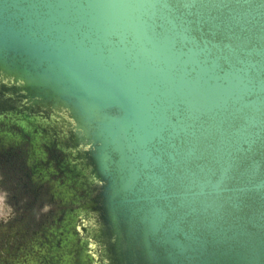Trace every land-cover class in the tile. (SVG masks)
Returning <instances> with one entry per match:
<instances>
[{
	"label": "water",
	"instance_id": "water-1",
	"mask_svg": "<svg viewBox=\"0 0 264 264\" xmlns=\"http://www.w3.org/2000/svg\"><path fill=\"white\" fill-rule=\"evenodd\" d=\"M0 92L103 164L144 262L264 264V0H0Z\"/></svg>",
	"mask_w": 264,
	"mask_h": 264
},
{
	"label": "flooded vegetation",
	"instance_id": "flooded-vegetation-1",
	"mask_svg": "<svg viewBox=\"0 0 264 264\" xmlns=\"http://www.w3.org/2000/svg\"><path fill=\"white\" fill-rule=\"evenodd\" d=\"M6 105L10 106L7 103L0 106L3 115ZM23 110L25 114L32 113L36 116L32 119L34 121L27 122L26 127L6 116L0 119V157L7 156L4 161L9 162L12 155L18 163V169L22 170V189L32 195V201L39 205L42 202L39 194L45 192L48 197L46 200L57 202L54 204L57 212L53 219L55 222L64 220L63 223H67L55 232L62 236L58 238L59 241L64 240L65 236H70L75 242L79 241L83 252L92 261L87 260V264H149L148 261H143L145 258L154 261L156 253L153 251L152 241L148 238V245L143 246L135 233V226L126 232V225L122 224L114 199L107 205V196L102 194L105 182L98 178L93 181L89 179L91 173L86 168L87 159L77 155V159L81 160L75 162L76 158L69 157L67 148L70 138L65 130L54 120L49 121L38 106ZM38 118H44L47 124L43 126ZM9 135L16 139L11 141ZM58 188H64L69 193L66 199L61 197V202L52 200L59 193ZM63 209L71 211L70 218L64 219ZM114 236L116 240H121V247L110 244L109 238ZM125 255H129V262H125ZM56 264L72 263L59 259Z\"/></svg>",
	"mask_w": 264,
	"mask_h": 264
},
{
	"label": "rangeland",
	"instance_id": "rangeland-1",
	"mask_svg": "<svg viewBox=\"0 0 264 264\" xmlns=\"http://www.w3.org/2000/svg\"><path fill=\"white\" fill-rule=\"evenodd\" d=\"M9 137L11 141L16 139ZM4 160H7V156L0 157V264H56L59 259L72 264H87V260L92 262L83 252L79 241L75 242L70 236L59 241L58 238L62 236L55 232L67 223L53 219L57 212L54 204L57 202L46 200L45 192L39 194L42 198L39 205L32 201V195L22 189V170L18 169V163L12 155L9 162ZM102 168L103 164L99 161L94 172L98 179L102 176ZM58 190L59 193L52 200L61 202V197L66 199L69 193L64 188ZM70 214L71 211L65 210L64 219L70 218Z\"/></svg>",
	"mask_w": 264,
	"mask_h": 264
}]
</instances>
